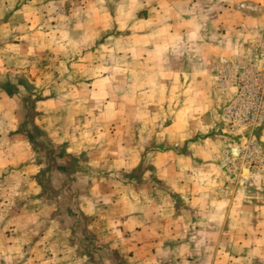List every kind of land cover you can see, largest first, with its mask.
<instances>
[{"label": "rangeland", "instance_id": "obj_1", "mask_svg": "<svg viewBox=\"0 0 264 264\" xmlns=\"http://www.w3.org/2000/svg\"><path fill=\"white\" fill-rule=\"evenodd\" d=\"M222 61L264 68V0H0V264H133L117 218L167 217L159 235L199 221L159 176L187 137L231 169L207 184L231 238L165 264H264V164L229 163L244 140L224 128ZM252 138L264 155V125Z\"/></svg>", "mask_w": 264, "mask_h": 264}, {"label": "crops", "instance_id": "obj_2", "mask_svg": "<svg viewBox=\"0 0 264 264\" xmlns=\"http://www.w3.org/2000/svg\"><path fill=\"white\" fill-rule=\"evenodd\" d=\"M229 15V10H225L220 16V21L223 22L222 24H224V26ZM189 139L192 140L193 137H187L185 143L183 139L180 141L177 139L173 141L174 144L178 146H186L188 143L187 146L189 147L190 155L171 156L173 157L174 165H170L167 168H163V166L160 165L159 176L165 181L167 187L166 193L170 192L186 198L191 208L195 210L196 215L200 218L199 221L207 225V229L208 225L216 224L221 227L220 231H218L216 236L215 232L210 230L205 234L197 228L200 226L198 224L199 221L196 220V222L191 220L187 222L186 220V223L183 225L184 229H179L180 227H177L173 231L172 228L168 227L169 229L166 233L162 232V235H159V233H153V229L155 228L154 225L159 223L168 226V221H166L167 217H160L158 220H153L154 222L148 218L145 221L143 216L138 215L117 218L118 221H122L120 222L121 227L119 231L124 234L122 235L120 233V237H116L117 240H121L122 244H126L128 247L134 246L132 248H122L123 250L121 253L124 256L128 255V259H130L133 264H165L169 259L168 257L172 255L177 258H182V256H184V259L186 256L195 255L196 251L194 252V249L198 247L194 248V244L190 243L188 244L190 247L187 248L185 247L188 246L187 243L184 244L183 241L192 242L195 239H216L224 242L231 238V233L226 231L227 226L232 222L230 218L231 202L222 199L224 194H216L214 191L215 187H210V189L207 188V184H213V181L216 179L215 177H219L217 178L218 181L220 180L218 184L225 185L227 179L232 177L231 169L224 165L221 166L218 162H214V159L219 160L220 157L216 155V153L210 152V146L206 145L207 140L210 138H206L203 142L198 144L187 141ZM165 156L169 155L165 154ZM213 216L215 217L213 218ZM143 220L144 223L141 225L140 223H142ZM234 221H236V219ZM171 224H179V221L171 222ZM186 226H190L191 230L185 231ZM140 228L142 230L141 232H139ZM164 237L166 239L176 240V242L178 240L182 242H179L175 248L169 246V249H152V242ZM219 247L220 248H217V250L220 251V253L217 252L215 255L221 256L228 252L225 246L221 245ZM117 249L120 250V248ZM196 253L198 254V252ZM131 254H133V258H131ZM188 260L189 259H180L178 263L195 264L193 261Z\"/></svg>", "mask_w": 264, "mask_h": 264}, {"label": "built area", "instance_id": "obj_3", "mask_svg": "<svg viewBox=\"0 0 264 264\" xmlns=\"http://www.w3.org/2000/svg\"><path fill=\"white\" fill-rule=\"evenodd\" d=\"M219 69L222 86L227 92L223 107L224 128L231 136H241L240 141L244 140L237 155L231 153L229 163L239 161L249 168L259 169L264 164V155L252 137L255 129L264 125V68L251 65L248 69L234 70L229 62L222 61Z\"/></svg>", "mask_w": 264, "mask_h": 264}]
</instances>
